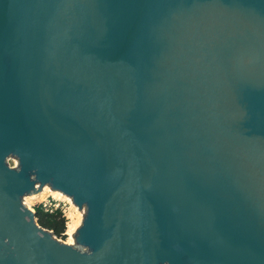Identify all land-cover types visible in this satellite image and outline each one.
I'll return each mask as SVG.
<instances>
[{
	"label": "water",
	"instance_id": "water-1",
	"mask_svg": "<svg viewBox=\"0 0 264 264\" xmlns=\"http://www.w3.org/2000/svg\"><path fill=\"white\" fill-rule=\"evenodd\" d=\"M0 264H264V0H0Z\"/></svg>",
	"mask_w": 264,
	"mask_h": 264
},
{
	"label": "rangeland",
	"instance_id": "rangeland-1",
	"mask_svg": "<svg viewBox=\"0 0 264 264\" xmlns=\"http://www.w3.org/2000/svg\"><path fill=\"white\" fill-rule=\"evenodd\" d=\"M9 162L12 166H15L17 164L16 158H9ZM25 203L34 208L42 205V203H47V206L44 207L45 210H56L60 209L64 216L67 219L66 222V230L63 232V235L57 236L58 239L65 241L67 243H75L74 241V233L76 229L79 227V225L82 222L84 214V210L80 209L77 206L76 207L71 203V201L67 198H59L55 196L54 190H52L50 187L47 186V188L42 191V193L38 196H26L24 198Z\"/></svg>",
	"mask_w": 264,
	"mask_h": 264
},
{
	"label": "trees",
	"instance_id": "trees-1",
	"mask_svg": "<svg viewBox=\"0 0 264 264\" xmlns=\"http://www.w3.org/2000/svg\"><path fill=\"white\" fill-rule=\"evenodd\" d=\"M36 217L39 224L54 232L55 235L61 236L66 230L67 219L60 209L45 210L42 205L35 207Z\"/></svg>",
	"mask_w": 264,
	"mask_h": 264
},
{
	"label": "bare ground",
	"instance_id": "bare-ground-1",
	"mask_svg": "<svg viewBox=\"0 0 264 264\" xmlns=\"http://www.w3.org/2000/svg\"><path fill=\"white\" fill-rule=\"evenodd\" d=\"M49 187V186H48ZM45 188H47V186H45L44 187V189ZM44 189H43V191H44ZM54 194H55V196H57V197H59V198H61V197H63V198H68L70 201H71V203L76 207V209H77V205H75L74 203H73V201H72V199L69 197V196H67L66 194H64V193H62L61 191H58V190H54ZM81 216H83V214L81 215Z\"/></svg>",
	"mask_w": 264,
	"mask_h": 264
},
{
	"label": "built area",
	"instance_id": "built-area-1",
	"mask_svg": "<svg viewBox=\"0 0 264 264\" xmlns=\"http://www.w3.org/2000/svg\"><path fill=\"white\" fill-rule=\"evenodd\" d=\"M42 206L46 207L47 206V203L46 202L45 203H42Z\"/></svg>",
	"mask_w": 264,
	"mask_h": 264
}]
</instances>
